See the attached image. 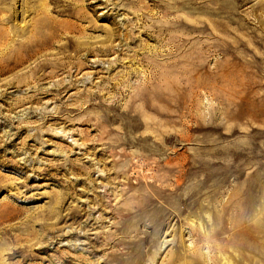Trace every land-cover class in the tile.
I'll use <instances>...</instances> for the list:
<instances>
[{"label":"rangeland","instance_id":"1","mask_svg":"<svg viewBox=\"0 0 264 264\" xmlns=\"http://www.w3.org/2000/svg\"><path fill=\"white\" fill-rule=\"evenodd\" d=\"M66 5L80 52L0 77V264H264V0Z\"/></svg>","mask_w":264,"mask_h":264},{"label":"bare ground","instance_id":"2","mask_svg":"<svg viewBox=\"0 0 264 264\" xmlns=\"http://www.w3.org/2000/svg\"><path fill=\"white\" fill-rule=\"evenodd\" d=\"M9 0H0V10L4 7L1 5ZM24 10L20 15L29 13L34 15L32 21L27 22L24 27L12 25L10 27L0 28V77L7 74H13L19 77V72L32 65L40 58L44 60L37 63L30 69L31 75L27 78L16 82L6 81L5 86L15 84L38 82L46 78L55 77L60 70L61 64L58 62L63 56L64 58H71V49L76 48V52H80V47L74 43V39L70 34L74 31L81 32V28H76L70 23L61 22L49 15L50 4L54 5L53 11L60 15L76 16L78 10L71 5H66L59 9L58 4L62 0H23ZM36 1V2H35ZM38 4L32 5V4ZM11 10L10 22L14 21L16 11L14 6L8 7ZM8 19V21H9ZM7 23V21H5ZM113 32L109 34V38ZM66 39L67 44L55 42L56 39ZM58 49L56 55L50 54V49ZM51 56L57 57V62L53 61ZM60 56V57H58ZM34 61V62H33ZM64 66V65H63ZM80 67V66H79ZM64 67L63 69H65ZM19 71V72H18ZM28 80V81H27ZM67 87V86H64ZM35 97V96H34Z\"/></svg>","mask_w":264,"mask_h":264}]
</instances>
